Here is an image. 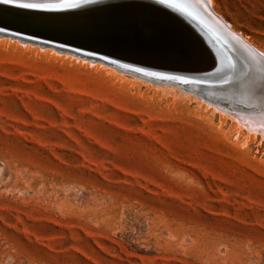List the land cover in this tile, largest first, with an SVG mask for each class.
I'll use <instances>...</instances> for the list:
<instances>
[{
  "label": "rangeland",
  "instance_id": "rangeland-1",
  "mask_svg": "<svg viewBox=\"0 0 264 264\" xmlns=\"http://www.w3.org/2000/svg\"><path fill=\"white\" fill-rule=\"evenodd\" d=\"M133 72L0 37V264H264V139Z\"/></svg>",
  "mask_w": 264,
  "mask_h": 264
},
{
  "label": "water",
  "instance_id": "water-1",
  "mask_svg": "<svg viewBox=\"0 0 264 264\" xmlns=\"http://www.w3.org/2000/svg\"><path fill=\"white\" fill-rule=\"evenodd\" d=\"M204 1L209 12L193 0H12L0 3V37L171 78L157 82L195 89L264 136V55Z\"/></svg>",
  "mask_w": 264,
  "mask_h": 264
},
{
  "label": "bare ground",
  "instance_id": "bare-ground-1",
  "mask_svg": "<svg viewBox=\"0 0 264 264\" xmlns=\"http://www.w3.org/2000/svg\"><path fill=\"white\" fill-rule=\"evenodd\" d=\"M194 2H196L197 4H200V5H202V7H204L207 11H208V8H207V6H206V3H205V1L204 0H193ZM209 1V3H210V5H211V8H212V0H208ZM212 11H213V13H215L214 12V10L212 9ZM209 12V11H208ZM215 15H217L216 13H215ZM217 17H220L219 15H217ZM221 19H223L222 17H220ZM223 21H225L224 19H223ZM226 22V21H225ZM227 23V22H226ZM229 26H230V29H231V32L232 33H235L236 35H240L251 47H253L256 51H258V52H260L261 54H263L264 55V53L262 52V51H260V50H258L255 46H253L250 42H248L244 37H243V35L242 34H240V33H237V32H235L234 31V29L231 27V25L229 24V23H227ZM13 32V31H12ZM34 34H36V33H34ZM36 35H41V34H36ZM41 36H43V37H49V36H47V35H41ZM36 38V37H35ZM49 38H52V39H55V40H57V41H52L54 44H57V45H63V46H65V47H69V48H77V45L78 46H80L81 44L80 43H77V42H70V41H63L62 39L60 40V39H58V38H55V37H49ZM36 39H40V40H42V38H36ZM57 52V51H56ZM79 53H82L81 54V56H78V57H81V58H84V60H87V61H93V62H95V61H99L100 62V60H97V59H93V58H90L89 56H85V55H83V51L81 52V51H79ZM85 53H87V52H85ZM73 55H75V56H77V55H80V54H75V53H72ZM110 64H112V63H110ZM110 64H107L108 66L110 65ZM112 65H114V64H112ZM111 67V66H110ZM112 67H115V66H112ZM119 68H122V69H126L127 70V67L128 66H125V65H120V66H118ZM116 68V67H115ZM131 69V71H136L137 69L135 68V67H130ZM123 71V70H122ZM138 73H139V78H153L155 81L157 80V78H158V81H159V79H160V81H167V82H169V83H173V82H175V81H173V79H171V78H164V77H159L158 75H154V74H148V73H143L142 71L140 72L139 70L137 71ZM133 75H135L134 73H132ZM150 75H152V77L150 76ZM141 76V77H140ZM153 76H156V77H153ZM168 83V84H169ZM183 88H186L187 89V91L188 92H192V91H194L196 94H198V95H200V96H202L201 95V93L200 92H196L195 91V89H192V88H189V87H186V86H184ZM200 93V94H199ZM202 98V97H201ZM215 107V106H214ZM216 108V107H215ZM216 110H217V108H216ZM219 111L220 112H224L225 110H221V109H219ZM225 113H227L228 114V116H230V117H232V119H234V120H238V122L242 125V126H244V127H246L248 130H249V132H254V133H259L258 131H256V130H253V129H251V128H249L243 121H245V120H248L250 123H252V121H250V119L249 118H246V117H242L241 115V117H242V121H240L236 116H234V115H232L231 113H229L228 111H225ZM259 135H261L260 133H259ZM261 137L264 139V136H262L261 135Z\"/></svg>",
  "mask_w": 264,
  "mask_h": 264
},
{
  "label": "snow or ice",
  "instance_id": "snow-or-ice-1",
  "mask_svg": "<svg viewBox=\"0 0 264 264\" xmlns=\"http://www.w3.org/2000/svg\"><path fill=\"white\" fill-rule=\"evenodd\" d=\"M12 2V0H0V3H10ZM20 7H24V8H34L37 7V5H33V4H21L19 5Z\"/></svg>",
  "mask_w": 264,
  "mask_h": 264
}]
</instances>
